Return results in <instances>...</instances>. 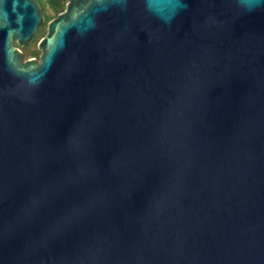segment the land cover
I'll use <instances>...</instances> for the list:
<instances>
[{"label": "water", "instance_id": "95a60500", "mask_svg": "<svg viewBox=\"0 0 264 264\" xmlns=\"http://www.w3.org/2000/svg\"><path fill=\"white\" fill-rule=\"evenodd\" d=\"M0 0V264H264V0Z\"/></svg>", "mask_w": 264, "mask_h": 264}, {"label": "flooded vegetation", "instance_id": "af4514ba", "mask_svg": "<svg viewBox=\"0 0 264 264\" xmlns=\"http://www.w3.org/2000/svg\"><path fill=\"white\" fill-rule=\"evenodd\" d=\"M34 4L39 23L32 32L31 38L24 44L12 43V47L21 54V62L33 60L38 63L40 52L36 50V44L46 36V25L64 13V7L68 0H31ZM29 55H26V53Z\"/></svg>", "mask_w": 264, "mask_h": 264}, {"label": "trees", "instance_id": "16d2710c", "mask_svg": "<svg viewBox=\"0 0 264 264\" xmlns=\"http://www.w3.org/2000/svg\"><path fill=\"white\" fill-rule=\"evenodd\" d=\"M26 55H29V53L27 52Z\"/></svg>", "mask_w": 264, "mask_h": 264}]
</instances>
